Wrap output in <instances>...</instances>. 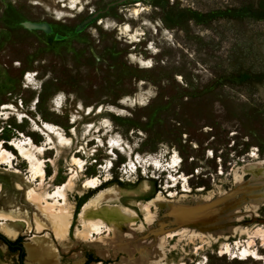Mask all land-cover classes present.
<instances>
[{"label":"rangeland","instance_id":"1","mask_svg":"<svg viewBox=\"0 0 264 264\" xmlns=\"http://www.w3.org/2000/svg\"><path fill=\"white\" fill-rule=\"evenodd\" d=\"M1 111L0 177H19L23 207L0 215L4 238L59 264H264V0H0ZM17 112L71 144L30 158L10 142L44 137ZM247 241L260 258L220 254ZM4 244L0 264H34Z\"/></svg>","mask_w":264,"mask_h":264},{"label":"bare ground","instance_id":"2","mask_svg":"<svg viewBox=\"0 0 264 264\" xmlns=\"http://www.w3.org/2000/svg\"><path fill=\"white\" fill-rule=\"evenodd\" d=\"M134 104V103H133ZM11 106H3V109H8ZM13 108V107H12ZM84 109V108H83ZM7 111H1L0 114H7ZM19 117H22L21 114H19V112H17ZM8 116H6L5 118H7ZM24 117V116H23ZM74 121V120H73ZM36 122V121H35ZM44 125V127H46L48 129V131H51V135L48 136V140H49V144H40L38 146H31L29 145L28 141H26L27 138H21L19 140L14 139L13 141H11L10 143L12 145H14L19 151H21V149H25L27 150L28 153H30V158L33 157V155L35 156L34 158H36L37 156L40 158V155H42V153L45 151V149H49L52 148V145H50L53 142V134L56 135L58 141L60 143L63 144H71V139L68 138L67 136H64L62 134V132L60 131L59 126H56L54 124L51 123H47V122H43L42 123ZM36 130L40 131L37 126H35ZM41 128V127H40ZM44 131V130H43ZM71 131H74L73 128L71 129ZM20 136V134H19ZM25 137V136H24ZM29 138V137H28ZM113 140V139H112ZM4 142V141H1ZM0 142V143H1ZM116 142V141H115ZM31 143V142H30ZM33 144V143H32ZM110 152L118 149V147L114 144H110ZM35 145V144H34ZM54 146V145H53ZM81 147V146H80ZM2 148H0V161L1 162H5L8 164H11V158L4 152L1 151ZM83 149V148H82ZM6 151V150H5ZM137 156V155H136ZM160 157V156H159ZM71 159H76V161L78 160L80 163V167L83 165L82 160H80L79 158H77V156H72ZM161 160V159H160ZM159 160V161H160ZM157 161V160H156ZM73 162V161H72ZM167 163V162H166ZM73 164H76L75 162H73ZM35 173L33 174V178L39 177V176H43V169L41 168V166H43V164H41V161H37L35 164ZM45 165V164H44ZM135 165V164H134ZM5 166V165H4ZM10 166V165H9ZM158 166V165H157ZM8 167V166H7ZM1 170V168H0ZM9 170V169H8ZM15 171V170H14ZM8 172V171H7ZM3 173V172H2ZM76 174V173H74ZM4 176L0 177V215H4V216H12L15 215L17 213H22L23 211V207H22V198L20 197V194H22V192H20V190H22L21 186V180H19V177L16 175H12V177L10 178L9 175H7V177H5L6 175L3 174ZM72 176V175H71ZM75 177V175H73ZM96 177V176H95ZM24 178V177H23ZM106 178V177H105ZM2 179V181H1ZM184 179V178H182ZM40 180V179H39ZM43 180V179H42ZM87 180V179H86ZM98 180V179H97ZM27 181V180H26ZM71 181V180H70ZM73 181V180H72ZM90 181V179H89ZM97 182V181H96ZM101 182V181H100ZM169 182V181H168ZM185 182V181H183ZM66 183V182H65ZM85 183V182H84ZM92 183V182H91ZM94 184V183H93ZM101 184V183H100ZM184 184V183H183ZM182 184V185H183ZM88 185V184H87ZM95 185V184H94ZM99 185V184H98ZM175 185V184H174ZM186 185V184H185ZM216 185V184H215ZM100 186V185H99ZM57 188V187H56ZM94 188V187H93ZM33 189V187H32ZM57 190V189H55ZM60 192V190H58ZM57 191V194H59ZM102 192V191H101ZM25 195V194H24ZM46 195V194H45ZM52 196H54L53 194H51ZM56 196V195H55ZM54 196V197H55ZM60 196V195H59ZM159 196V195H158ZM32 199H34V197H31V201H33ZM37 197L34 199L35 201L33 203H38V201L36 200ZM164 199V198H163ZM30 200V199H29ZM37 201V202H36ZM154 201V200H152ZM29 202V201H28ZM42 203V202H41ZM56 203V202H55ZM160 203V202H159ZM39 204V203H38ZM35 206V205H34ZM37 207H39L37 205ZM45 208H47L46 206H43ZM96 207V206H95ZM26 210V209H24ZM32 210V209H31ZM35 211V210H34ZM38 211V210H37ZM40 212V211H39ZM42 212V211H41ZM84 212V210H83ZM86 212V211H85ZM26 213V212H25ZM33 213V212H32ZM45 213L44 211L42 212V214ZM46 214V213H45ZM50 214V213H49ZM84 214V213H83ZM34 216V215H33ZM38 217V216H37ZM36 217V218H37ZM47 217V216H46ZM59 217V216H58ZM6 218V217H5ZM32 218V217H31ZM35 218V217H34ZM9 219V218H8ZM51 220H58L56 219V217L54 218L53 216L50 217ZM23 220V219H22ZM45 220V219H44ZM98 220V219H97ZM90 226V225H89ZM18 227V226H17ZM32 227V226H31ZM58 227V226H57ZM93 227V226H92ZM35 228V227H33ZM59 229V228H58ZM57 230V229H56ZM95 230V229H94ZM58 231V230H57ZM261 233L262 237L264 238V231H258L256 233ZM34 234V233H33ZM7 237L11 240L16 239V235L13 232H8L7 233ZM56 237V236H55ZM60 238V237H59ZM81 240V239H80ZM50 241V240H49ZM48 241V242H49ZM45 242V241H44ZM47 242V239H46ZM47 242V243H48ZM52 243V242H51ZM239 243H235L236 246V252L231 251V247L229 245H226L221 251L220 254H226V253H230L232 258L238 257L240 259H247L248 257H254V258H260L259 253L251 248V241H247V244H244L243 246H239ZM49 245V244H48ZM51 245V244H50ZM4 246H6L4 244ZM24 248L26 249L27 252V257L29 260L33 261L34 264H59L58 262V258L56 256L55 251H51L48 247H46L43 244H38L35 246H30L28 244V242L24 243ZM53 250V249H52ZM55 250V249H54ZM199 262V261H198ZM93 264H99V262H92ZM203 263V262H202ZM32 264V263H30Z\"/></svg>","mask_w":264,"mask_h":264},{"label":"water","instance_id":"3","mask_svg":"<svg viewBox=\"0 0 264 264\" xmlns=\"http://www.w3.org/2000/svg\"><path fill=\"white\" fill-rule=\"evenodd\" d=\"M220 201L221 199H217L215 201H212V203H208L206 205L180 206L172 211V215L179 219V223L181 225H184L188 222L199 219L201 216L205 215V213L208 212V210H210L213 206L220 203Z\"/></svg>","mask_w":264,"mask_h":264},{"label":"crops","instance_id":"4","mask_svg":"<svg viewBox=\"0 0 264 264\" xmlns=\"http://www.w3.org/2000/svg\"><path fill=\"white\" fill-rule=\"evenodd\" d=\"M3 106H11V107H9L8 109H15V107L12 105V104H4ZM3 106H2V108H3ZM13 107V108H12ZM1 108V109H2ZM33 108H34V106H33ZM16 110V109H15ZM16 111H18V110H16ZM19 114H21L22 115V117H17L18 119H19V121H22L24 118H27V119H29L30 120V122H31V125H32V128L33 129H35L36 127L35 126H37V128L40 130L39 132H40V134H42L43 135V137H44V140L41 142V144H43V145H45V144H49V140H48V136H50L52 133H51V131H48V129L46 128V127H44V125L42 124V123H40L39 122V120L37 119V117L36 118H31L30 116H28L27 114H25V113H21V112H19ZM24 116V117H23ZM74 120V121H73ZM36 121V122H35ZM76 122V119H74V116L71 118V123L72 124H74ZM41 127V128H40ZM60 128V127H59ZM74 129V131H75V127H71V129ZM61 129V128H60ZM71 129H70V131H71ZM44 130V131H43ZM72 133H75V132H73V131H71ZM50 134V135H49ZM52 138H55L57 141H58V139H57V137H56V135L55 134H53V136H52ZM15 139H17V140H19V139H21V138H15ZM14 140V139H13ZM12 140V141H13ZM2 141H4V140H2ZM40 145V144H39ZM110 147V145L107 143V149ZM16 148V147H15ZM47 149H45V151H46Z\"/></svg>","mask_w":264,"mask_h":264},{"label":"built area","instance_id":"5","mask_svg":"<svg viewBox=\"0 0 264 264\" xmlns=\"http://www.w3.org/2000/svg\"><path fill=\"white\" fill-rule=\"evenodd\" d=\"M29 74V75H28ZM35 75H31V73L28 71V72H25L23 78H24V82H25V86L26 87H33L32 83H36L35 82V79L33 78ZM37 99H34L32 101V106H34V104L36 103ZM52 104H53V108L55 109V111H57L58 109L60 110L61 107H62V99L59 95H55L52 100H51ZM21 104V103H20ZM12 105L15 107L16 110H18V107L16 104H13ZM2 106V105H1ZM33 108V107H32Z\"/></svg>","mask_w":264,"mask_h":264},{"label":"trees","instance_id":"6","mask_svg":"<svg viewBox=\"0 0 264 264\" xmlns=\"http://www.w3.org/2000/svg\"><path fill=\"white\" fill-rule=\"evenodd\" d=\"M5 236V235H4ZM6 237V236H5ZM7 238V239H6ZM4 238L1 234H0V239L2 241H4V243L9 247V249L11 251H18L19 254V262L23 261V257H24V250L22 245H21V236H18L16 239L11 240L8 237ZM90 261L87 260L85 264H88ZM91 263V262H90ZM89 263V264H90Z\"/></svg>","mask_w":264,"mask_h":264}]
</instances>
